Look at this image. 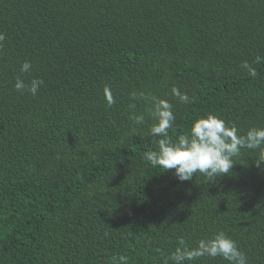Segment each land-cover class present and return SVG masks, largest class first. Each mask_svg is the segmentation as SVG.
<instances>
[{
  "label": "trees",
  "instance_id": "trees-1",
  "mask_svg": "<svg viewBox=\"0 0 264 264\" xmlns=\"http://www.w3.org/2000/svg\"><path fill=\"white\" fill-rule=\"evenodd\" d=\"M0 33V264H173L180 238L217 232L264 264L259 150L213 181H179L143 159L158 150L152 105L131 99L169 101L173 141L208 114L264 127V0H0ZM17 78L44 83L21 94Z\"/></svg>",
  "mask_w": 264,
  "mask_h": 264
},
{
  "label": "clouds",
  "instance_id": "clouds-1",
  "mask_svg": "<svg viewBox=\"0 0 264 264\" xmlns=\"http://www.w3.org/2000/svg\"><path fill=\"white\" fill-rule=\"evenodd\" d=\"M4 39V34L0 33V42ZM256 59L259 62L261 57ZM242 67L250 68L247 62L242 64ZM31 68V62L24 61L20 71L28 73ZM251 75L255 76V72L251 71ZM43 83L42 79L33 78L30 84H26L23 79L17 78L14 88L21 94L27 91L36 96ZM171 94L178 98L180 103H191L189 96L177 87L171 89ZM104 96L109 107L115 104L110 88L105 87ZM131 99L145 100L152 105L148 112L155 122L149 128V135L158 137V150L147 151L143 159L153 168L174 170L173 174L179 181L192 180L196 173H200L210 182L230 173L235 164L234 158L241 154L242 149L259 150L254 163L257 168L264 167V127H251L245 134H240L236 125H229L223 119L208 114L194 120L189 131L173 141L169 135L176 119L172 104L166 99L146 95L144 92H132ZM130 108L134 109L135 104H131ZM129 118L136 126L145 123L143 114H133ZM205 256L213 259L221 257L228 261V264H247L245 253L238 248L236 241L224 232L198 240L195 247H189L185 239L180 238L175 251L167 259L173 264H185V261H195ZM112 260L113 264H128L129 258L119 255L114 256Z\"/></svg>",
  "mask_w": 264,
  "mask_h": 264
}]
</instances>
